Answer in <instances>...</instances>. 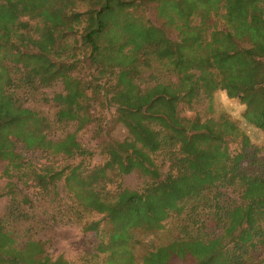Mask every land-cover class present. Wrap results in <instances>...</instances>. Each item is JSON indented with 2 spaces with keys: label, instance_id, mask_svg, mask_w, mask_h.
I'll return each mask as SVG.
<instances>
[{
  "label": "trees",
  "instance_id": "1",
  "mask_svg": "<svg viewBox=\"0 0 264 264\" xmlns=\"http://www.w3.org/2000/svg\"><path fill=\"white\" fill-rule=\"evenodd\" d=\"M219 93L240 121L213 113ZM112 111L122 141L104 137ZM246 127L264 136V0H0V138L17 180L0 264H69L46 252L47 225L81 229V264H264V159Z\"/></svg>",
  "mask_w": 264,
  "mask_h": 264
},
{
  "label": "rangeland",
  "instance_id": "2",
  "mask_svg": "<svg viewBox=\"0 0 264 264\" xmlns=\"http://www.w3.org/2000/svg\"><path fill=\"white\" fill-rule=\"evenodd\" d=\"M60 91V86H56L51 91H47L48 93L58 92ZM32 109V107L29 105ZM207 103L203 102L201 105L196 107V111L199 112L202 116L206 112ZM242 107L239 105L237 100H228L226 97L219 93L214 96V103H213V113L216 115L220 112H224L235 121H240V116L242 114ZM113 111L111 113H106V119L109 120V124L106 126L105 130V138L108 140L113 141H122L126 137V131L116 122L112 121ZM184 116H190L188 113H183ZM243 127V126H242ZM75 126H70L67 129V133H72ZM246 136L248 137L250 143L253 146V150L260 149L259 158L264 159V136L263 134L246 127L244 129ZM91 128H85L82 131L78 132L76 135V139L79 144L88 149L89 151L94 153V157L87 161V164L90 167L99 166L103 164V159L99 155V149L97 148L99 145V141L93 138ZM62 134H57L56 136L52 137L51 139H57ZM4 148H6L5 143L0 138V217L4 214L6 207L8 206L9 198L4 196L3 194L6 192L7 187L10 183H16V178H11V172H8V162L5 161L4 158ZM230 151H236V146L234 144L229 145ZM7 149V148H6ZM19 151V150H17ZM26 160H29L32 165L35 167H39L44 160L40 158L39 155L28 151L27 154L23 155ZM165 170V169H164ZM12 176V175H11ZM123 185L128 188L129 190H138L141 186V180L138 179L134 174L126 175L122 177ZM18 188L22 189L23 184H18ZM21 191V190H20ZM22 194L28 196L30 205H26V209H33L37 206V213L40 214L44 211L42 207V202L39 200H35L33 198L32 192H27L26 190H22ZM100 216L93 215L89 221L93 222L88 227V234H92V231L97 226L100 221ZM42 223L44 222V218H40ZM43 240L48 241L49 244L45 247L46 252L49 254L50 257L56 258L58 256H63V258L69 264H81V257L82 255L88 251L90 247V243L87 239L84 238V234L78 227H71V226H63L57 225L55 228H51L47 225L46 230L44 233H41ZM3 264H12V263H3ZM175 264H178L175 262Z\"/></svg>",
  "mask_w": 264,
  "mask_h": 264
}]
</instances>
